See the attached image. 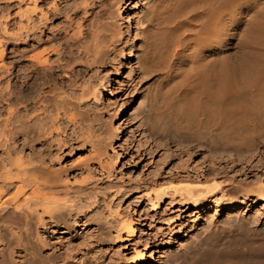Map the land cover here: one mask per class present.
<instances>
[{
    "label": "bare ground",
    "instance_id": "obj_1",
    "mask_svg": "<svg viewBox=\"0 0 264 264\" xmlns=\"http://www.w3.org/2000/svg\"><path fill=\"white\" fill-rule=\"evenodd\" d=\"M15 1L24 5L22 21L8 30L0 19V59L1 43L9 42L11 66L4 72L0 67V80H7L0 92L6 105L5 117L0 110V264H105L92 260L89 249L127 239L134 226L128 216L111 225L99 208L93 210L102 215L89 209L95 218H88L85 208L97 204L100 194L99 188L87 191L96 178L92 165L110 178L118 154L104 159L111 148L109 134L86 102L100 94L104 83L92 78L120 41L110 8L119 10L122 0ZM143 30L133 55L153 77L145 96L149 130L165 140L177 138L179 145L207 143L218 165L225 160L218 150L259 156L264 149V0H155ZM133 48L131 42L127 57ZM77 149L86 157L75 155L76 161L71 157L73 164L65 166L67 155ZM243 153L235 159L244 166L250 159ZM227 160L223 167H232L234 160L232 165ZM199 173L175 176L178 184L167 178L153 182L148 190L154 204L169 191L194 206L214 199L218 175ZM256 187L262 197L264 186ZM225 227L212 233V240L188 247L182 264H264V234ZM55 230L64 237L49 242L45 234ZM143 254L135 250L122 256L123 264H140Z\"/></svg>",
    "mask_w": 264,
    "mask_h": 264
},
{
    "label": "rangeland",
    "instance_id": "obj_2",
    "mask_svg": "<svg viewBox=\"0 0 264 264\" xmlns=\"http://www.w3.org/2000/svg\"><path fill=\"white\" fill-rule=\"evenodd\" d=\"M112 1L114 2L115 0ZM153 1L155 0H122L118 8L119 10L115 11V7H113L114 10L110 8L113 11L111 19H114L120 25V41L115 51L107 57L108 61L106 60V64L100 65L96 71V77L92 78L95 83L102 79L104 85L103 88L99 87L100 94L97 96V99L90 97V100L88 98L86 102L88 104L86 107L89 106L91 109L89 113L93 112L94 109L95 112L93 113L99 115V117L96 115L99 125L102 124L101 127L104 125V130L106 129L105 131L109 134L105 135V137L108 138L107 141L111 142V148H106L108 155H105L104 159L107 157L114 158L118 154L117 161L110 169V178H108L109 176L105 177V174L100 175L101 172L99 173L97 169L95 171L93 167L96 166L92 165L93 174L95 173L96 178H92V183L90 182L92 185L89 184L87 191L91 192L93 188V193H96L98 188L103 191V186L105 190L103 192L98 190L100 194L97 193L98 197L96 200L99 206L93 204L90 208H85L86 212H90V209L96 213L98 211L93 209L99 208L98 210L102 211L101 213H103L104 218L109 220L111 225L118 218L128 216L133 219L134 226L133 234L127 236V239L115 241V243L104 245V247L93 246L91 247L92 249H89L88 255L91 254V256L95 257L92 260L96 258L102 259L101 261L105 264H123L122 256L131 257L135 250H142L144 253L143 258L138 261L140 264H182V259L185 253H187L188 247L190 249L191 246L199 245L198 243L201 241H206V237L209 238H207V241H210V237L212 240L214 236L212 238L210 235L215 232L217 233L220 226H232V230L240 226L241 229L237 227L234 230L235 232L238 231V233H244L243 231H245V233L257 232L264 234V195L261 197L255 189L256 186H264V149L258 153L259 156H252V160L250 159V155L248 156L245 151V154L242 151L238 152V154L237 152L231 154L232 150H225V153L222 150H218L220 152L218 155L221 158L225 157V160H221L218 155L219 159L214 157L217 161L221 160L220 165H218L214 163L215 160L211 157L210 149H208L210 147L206 145L207 143H204L200 147L197 146V148L191 144L190 147L186 143H184L185 145H179V139L169 138V140H165L166 138L163 139L160 134L161 137L156 133L154 134L144 124L146 121L144 117L148 113L146 94L148 93V88H151L150 85L152 86L153 77L151 73L144 71L140 64L136 62L137 60L133 54L135 49L138 51L140 48L143 29L148 24L150 6ZM23 8L24 5L18 4L15 0H0V19L3 20L2 22L8 30L13 29L12 27L22 21L19 12ZM126 24L129 27V31L124 26ZM131 42L134 48L131 52L132 55L127 57L126 53H128V47ZM1 45L4 52L0 59V67L1 71L4 72L8 67H11L7 57L9 56L10 46L9 42H3ZM18 49L20 48H17L19 52L20 50ZM18 52H16L17 58L20 55ZM120 53L124 56L121 57ZM89 74H92V72ZM5 78L4 76L0 80V92L1 90L5 91L7 85ZM89 108L87 109L90 110ZM0 110L2 118L3 116L5 117L6 105L4 103H0ZM114 127L118 129L114 131L115 133L112 131ZM155 140L164 145L161 143H159L160 145L156 144ZM146 141L147 143H145ZM179 147H184L183 150L185 149V151L182 152L183 150ZM188 149L191 151H188ZM78 150L68 154L70 156L67 155L66 161L64 160L63 162L65 166L73 164V162L68 161H74L78 156L80 158L86 157V153L84 155ZM254 151L251 154L255 153ZM227 153L230 154L225 155ZM241 153H243L242 156L247 155L245 157L251 160L247 162V165L243 166L242 163V165H239L240 161L236 160L239 158L237 155ZM226 160L228 162L230 160L233 161L236 168L232 165L231 161L229 164L232 167L228 168L225 166L228 169L224 168L223 163ZM209 162H212V165ZM209 164L211 165L210 167ZM183 166H185V169ZM238 167H241V169H238ZM210 170L213 171L210 175L214 173L218 175L215 178V180L217 179V183L221 182L219 184V191H216V199L211 198L207 202L194 203L196 205L194 206L193 203L179 199L181 197H177V195L171 196V192L169 191L168 195L157 204H154L151 191L148 190L153 182L167 178L166 181L172 182L174 180L172 183L176 184L177 178L175 176L181 178L186 173L194 176L197 171L198 173L200 171V173L209 174ZM181 172L183 175H181ZM172 175L176 179H172ZM93 182H96L98 186ZM220 188L225 191V200H222L220 197ZM14 190L15 187H11V192L9 191L10 193L8 194H12ZM246 190L249 191L247 192ZM91 198L89 201H91ZM99 199L101 200L100 202ZM109 210L113 211V213L108 217L107 212ZM93 212L89 213V219L92 214H95ZM94 218L95 216H92L91 220ZM89 227L91 230L94 228L92 225ZM80 228H83V225H80ZM63 237L64 234H61L60 230L45 234V238L53 243L58 242ZM117 252H120V254ZM79 253L76 256L77 259L78 257L80 258Z\"/></svg>",
    "mask_w": 264,
    "mask_h": 264
}]
</instances>
